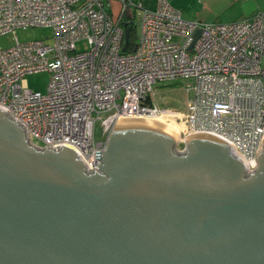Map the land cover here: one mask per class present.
<instances>
[{"label":"water","instance_id":"water-1","mask_svg":"<svg viewBox=\"0 0 264 264\" xmlns=\"http://www.w3.org/2000/svg\"><path fill=\"white\" fill-rule=\"evenodd\" d=\"M125 26L124 52L131 27ZM119 117L101 174L39 152L0 110V264H264V152Z\"/></svg>","mask_w":264,"mask_h":264},{"label":"built area","instance_id":"built-area-1","mask_svg":"<svg viewBox=\"0 0 264 264\" xmlns=\"http://www.w3.org/2000/svg\"><path fill=\"white\" fill-rule=\"evenodd\" d=\"M106 0H0V37L51 27L54 43L0 46V110L36 151L71 150L87 175L101 174L103 152L119 117H150L182 127L186 137L213 132L247 161L245 178L264 152V12L233 23L187 21L167 0L154 10L122 0L119 17ZM133 7L142 26L133 52L124 15ZM134 21L132 16H129ZM135 25V21L133 23ZM86 41L88 48L78 51ZM129 46V45H128ZM51 73L46 94L27 75ZM182 79L193 97L187 112L160 108L154 85ZM109 114L104 119L101 115ZM102 119V139L95 124Z\"/></svg>","mask_w":264,"mask_h":264},{"label":"rangeland","instance_id":"rangeland-1","mask_svg":"<svg viewBox=\"0 0 264 264\" xmlns=\"http://www.w3.org/2000/svg\"><path fill=\"white\" fill-rule=\"evenodd\" d=\"M195 18L192 19L202 24L213 23H233L251 18L259 12H264V0H213L209 3L203 1L200 5L192 7ZM128 15L132 16L135 21V33L140 34L141 20L137 16V12L133 7L128 9ZM186 20V16H184ZM15 36L21 43H29L35 41H44L47 44L54 43V30L51 27H37L18 29L16 33H11L0 37V46L3 49H9L16 43ZM78 51H85L88 48L86 41H80L77 44ZM51 73L39 72L27 75L25 80L28 88L35 92L46 94L51 79ZM193 97V92L189 90L188 83L182 79L159 82L154 85L152 91V99L160 108H167L172 111L186 113L187 105ZM109 115V114H108ZM103 113L101 118L108 116ZM102 119L97 120L95 124V139H102ZM181 130V129H180ZM185 140V137L182 136ZM177 146V145H176ZM183 147V145H181ZM176 147L178 151L184 148Z\"/></svg>","mask_w":264,"mask_h":264},{"label":"crops","instance_id":"crops-1","mask_svg":"<svg viewBox=\"0 0 264 264\" xmlns=\"http://www.w3.org/2000/svg\"><path fill=\"white\" fill-rule=\"evenodd\" d=\"M133 2H139L143 9L151 10L154 11L159 7V0H131ZM169 4L179 10L182 13V16H186L187 21L191 22H197L192 19L195 18V13L192 10V7L195 5H200L201 3L206 2L209 3L210 1L213 0H167ZM108 10L114 17H119L121 15V10H122V0H106ZM137 16L139 17V11H137ZM191 100V99H190ZM182 135L180 134V140L176 143V147H183L181 148H186L185 140L181 138Z\"/></svg>","mask_w":264,"mask_h":264},{"label":"trees","instance_id":"trees-1","mask_svg":"<svg viewBox=\"0 0 264 264\" xmlns=\"http://www.w3.org/2000/svg\"><path fill=\"white\" fill-rule=\"evenodd\" d=\"M129 20H132V18L127 15H124L123 20H122V25L127 23ZM133 23L134 21H131L130 23H128V26L131 27L129 46H128L129 52H133L135 50V47L137 45V39H138V35L137 33H135V30H134L135 25H133Z\"/></svg>","mask_w":264,"mask_h":264},{"label":"bare ground","instance_id":"bare-ground-1","mask_svg":"<svg viewBox=\"0 0 264 264\" xmlns=\"http://www.w3.org/2000/svg\"><path fill=\"white\" fill-rule=\"evenodd\" d=\"M168 124V123H167ZM170 126H172L174 129H176L180 134H181V130H182V127L179 126V125H174V124H169ZM181 129V130H180Z\"/></svg>","mask_w":264,"mask_h":264}]
</instances>
